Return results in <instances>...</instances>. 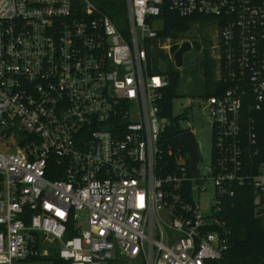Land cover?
Masks as SVG:
<instances>
[{
	"label": "built area",
	"instance_id": "1",
	"mask_svg": "<svg viewBox=\"0 0 264 264\" xmlns=\"http://www.w3.org/2000/svg\"><path fill=\"white\" fill-rule=\"evenodd\" d=\"M126 7L122 31L90 0H0V264L53 251L69 264H205L231 247L223 198L250 186L264 206L254 115L264 103V0ZM165 10L218 24L226 88L197 97L213 143L199 177L182 145L163 142L169 79L149 70L146 43L164 47Z\"/></svg>",
	"mask_w": 264,
	"mask_h": 264
},
{
	"label": "trees",
	"instance_id": "2",
	"mask_svg": "<svg viewBox=\"0 0 264 264\" xmlns=\"http://www.w3.org/2000/svg\"><path fill=\"white\" fill-rule=\"evenodd\" d=\"M90 1L101 12L107 14L117 28L126 31L128 23L126 0ZM161 18L163 25L158 31V38L162 42L170 40L173 44L171 47L173 53L180 47V44L177 43L178 40L188 38L194 24L205 19L180 17L168 10L163 12ZM212 46L209 42L199 59V67L203 70V85L202 91L194 95L195 97L218 95L226 88L218 76L219 60L214 57ZM146 48L149 70L166 75L169 79V86L165 90V96L161 103L160 117L169 119L171 124L166 129L163 142L165 147L180 148L179 134L182 128L179 125V117L173 116V100L185 96L179 92L182 82L181 71L168 61V53L160 48L158 39L147 42ZM196 49H202L198 42ZM161 61L166 62L162 67H160ZM254 115L256 117L257 143L260 149L255 161L260 163L264 161V103L262 109L255 112ZM220 217L231 229V247L222 259L208 260L205 264H264V206L259 203L258 191L250 186L237 187L234 196L223 198ZM32 261H35L34 264H69L54 251L47 257H39ZM30 263L33 264V262Z\"/></svg>",
	"mask_w": 264,
	"mask_h": 264
},
{
	"label": "rangeland",
	"instance_id": "3",
	"mask_svg": "<svg viewBox=\"0 0 264 264\" xmlns=\"http://www.w3.org/2000/svg\"><path fill=\"white\" fill-rule=\"evenodd\" d=\"M159 26L163 23L161 20L158 21ZM217 21L215 19L205 18L199 23H195L188 38L178 40L177 43L189 41L192 43V49L185 53L184 64L181 67H177L174 61V53L171 51L172 43L170 40L163 42L164 49L168 53V61L174 65L176 69L181 71V86L179 92L185 94V96L177 97L173 100V116L179 117V125L186 129L191 128L195 133L197 140L201 143L202 153L204 156V163L208 164L211 161L212 153V131H211V117L209 115L207 104L200 103L197 101L198 94L202 91L203 83V70L199 67V59L202 57V51L205 47H208L209 42L212 44V53L216 57L214 44L218 41ZM201 45L200 50L196 49V43ZM166 62L161 61L160 67ZM200 97V96H198ZM191 108L188 115L184 114L186 108ZM162 122L171 124L169 119H163ZM264 181V180H263ZM199 203L204 213L210 212L214 201V193L211 189L199 198ZM24 264V263H15ZM105 264H145L142 258H137L125 263L123 260H112Z\"/></svg>",
	"mask_w": 264,
	"mask_h": 264
},
{
	"label": "water",
	"instance_id": "4",
	"mask_svg": "<svg viewBox=\"0 0 264 264\" xmlns=\"http://www.w3.org/2000/svg\"><path fill=\"white\" fill-rule=\"evenodd\" d=\"M192 49V43L185 41L174 53L175 65L179 68L184 64V55ZM189 113V109H185ZM179 141L190 156L191 173L194 177H199L198 163L203 158L201 143L197 140L195 133L191 130L183 131L179 134Z\"/></svg>",
	"mask_w": 264,
	"mask_h": 264
}]
</instances>
